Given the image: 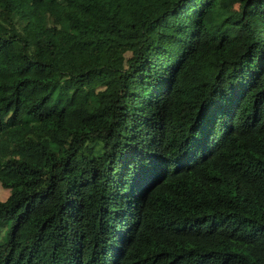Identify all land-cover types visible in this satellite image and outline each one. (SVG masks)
Here are the masks:
<instances>
[{"label": "trees", "instance_id": "1", "mask_svg": "<svg viewBox=\"0 0 264 264\" xmlns=\"http://www.w3.org/2000/svg\"><path fill=\"white\" fill-rule=\"evenodd\" d=\"M0 264H264V0H0Z\"/></svg>", "mask_w": 264, "mask_h": 264}, {"label": "rangeland", "instance_id": "2", "mask_svg": "<svg viewBox=\"0 0 264 264\" xmlns=\"http://www.w3.org/2000/svg\"><path fill=\"white\" fill-rule=\"evenodd\" d=\"M8 194V191L6 189H3L1 186H0V200H4L6 198Z\"/></svg>", "mask_w": 264, "mask_h": 264}]
</instances>
